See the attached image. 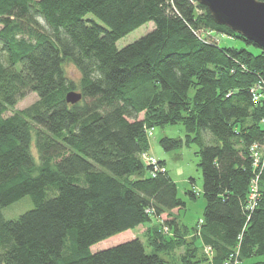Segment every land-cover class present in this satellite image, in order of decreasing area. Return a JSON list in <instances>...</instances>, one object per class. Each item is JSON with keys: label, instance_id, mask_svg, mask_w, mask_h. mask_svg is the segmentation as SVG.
Wrapping results in <instances>:
<instances>
[{"label": "trees", "instance_id": "trees-1", "mask_svg": "<svg viewBox=\"0 0 264 264\" xmlns=\"http://www.w3.org/2000/svg\"><path fill=\"white\" fill-rule=\"evenodd\" d=\"M147 23L152 31L116 47ZM206 32L260 54L221 47ZM66 62L80 74L77 85ZM257 83L264 84V51L217 25L195 0H0V264L264 258V166L256 169L253 158L264 147V98L254 103L251 94ZM29 92L37 101L13 111ZM69 92L81 101L67 104ZM178 124L184 141L162 138L159 146L199 148L206 204L191 241L172 213L185 204L165 162L156 159L164 172H155L142 158L151 130ZM24 197L33 209L4 220L1 210ZM152 221L150 253L139 239L90 251ZM201 245L212 259H197ZM177 249H184L178 263L162 257Z\"/></svg>", "mask_w": 264, "mask_h": 264}, {"label": "rangeland", "instance_id": "rangeland-1", "mask_svg": "<svg viewBox=\"0 0 264 264\" xmlns=\"http://www.w3.org/2000/svg\"><path fill=\"white\" fill-rule=\"evenodd\" d=\"M90 17L92 16L90 15ZM153 28V23H147L143 25L124 38L120 39L117 42L116 47L118 49L124 48L125 46L148 34L153 30ZM205 37L216 41V43L221 47L245 49L253 55L260 54L258 49L248 46L244 42L227 35H221L216 32H206ZM63 69L66 77L77 85L80 79L78 70L69 62L63 64ZM36 101L37 96L34 93L29 92L18 102V104L13 108V111L24 110L34 104ZM12 112L6 113L5 116L11 115ZM140 118H142V116H140ZM151 133L152 135L149 138L150 150L148 154L159 161L165 162V168L173 182L176 184L178 198L184 202L185 207L177 211H173L172 213L174 214V218H176L177 222L179 223V226H181V229L184 226L187 231H189L188 237L189 241H191V238L195 232L197 235H199L198 223L202 218L203 209L206 204L202 195V176L198 167L199 159L196 156L199 148L195 143H190L188 146L184 145L174 151L165 152L159 146V141L162 138L184 141L186 132L183 126L179 124L155 128L151 131ZM33 149L34 146L32 150ZM33 153L35 154L34 150ZM149 156L147 155L148 158H150ZM259 158H261V161H257V163L259 162L257 166L261 170V167L264 166V153H260ZM188 191H193L195 193L194 200L187 196L186 192ZM32 209L33 203L31 198L24 197L18 202L2 209L1 215L4 220H15ZM160 219L164 222L169 218L166 215H163ZM156 225L157 224L152 221L151 223L141 226L135 230L124 232L101 243H98L97 245L91 247L90 251L96 252L102 249L113 247L123 242H127L129 240L139 239L146 246V252L150 253V248H147V242L150 239L152 229L155 228ZM162 231L164 234L167 233V230L165 229ZM183 253L184 249H177L171 255L162 254V257L165 260H168L170 263H178L179 258L181 255H183ZM212 257L213 255L211 254L210 250L207 247L201 245V248L198 251L197 259L200 261L203 259L204 261V258L212 259ZM259 261H264V258L247 260L242 264H253Z\"/></svg>", "mask_w": 264, "mask_h": 264}, {"label": "water", "instance_id": "water-1", "mask_svg": "<svg viewBox=\"0 0 264 264\" xmlns=\"http://www.w3.org/2000/svg\"><path fill=\"white\" fill-rule=\"evenodd\" d=\"M205 7L217 25L224 26L264 51V2L258 0H195ZM67 104L75 105L81 95L67 93Z\"/></svg>", "mask_w": 264, "mask_h": 264}, {"label": "built area", "instance_id": "built-area-1", "mask_svg": "<svg viewBox=\"0 0 264 264\" xmlns=\"http://www.w3.org/2000/svg\"><path fill=\"white\" fill-rule=\"evenodd\" d=\"M251 94H252V98H253L254 103L258 102L260 99L264 98V84L263 83H257V85H255L254 88H252ZM149 135H151V132H149ZM262 150H263V152H262ZM260 153H264V147L259 152L255 151V153L253 154V158L255 159L254 167L256 169L258 168L257 164L261 160V158H259ZM142 158L146 161V163L149 166L152 167V169L155 172H158V171L164 172V168L158 166V161L155 158H153V157L148 158L147 155H142ZM257 161H259V162L257 163ZM152 176H154V175L152 174ZM257 179L258 178L254 179L252 181L253 182L252 183V190H251V193H250V196H249V199L251 201H254L255 198H256V194H257ZM223 264H240V263L237 261V259L234 256H231L229 258V260L225 261Z\"/></svg>", "mask_w": 264, "mask_h": 264}]
</instances>
